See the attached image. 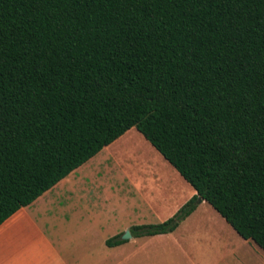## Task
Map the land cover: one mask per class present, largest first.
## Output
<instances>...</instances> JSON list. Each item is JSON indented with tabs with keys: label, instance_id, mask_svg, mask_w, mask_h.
<instances>
[{
	"label": "trees",
	"instance_id": "1",
	"mask_svg": "<svg viewBox=\"0 0 264 264\" xmlns=\"http://www.w3.org/2000/svg\"><path fill=\"white\" fill-rule=\"evenodd\" d=\"M132 128L264 252V0H0V225Z\"/></svg>",
	"mask_w": 264,
	"mask_h": 264
},
{
	"label": "crops",
	"instance_id": "2",
	"mask_svg": "<svg viewBox=\"0 0 264 264\" xmlns=\"http://www.w3.org/2000/svg\"><path fill=\"white\" fill-rule=\"evenodd\" d=\"M101 152L0 225V264H239L247 251L264 264V252L198 198L195 210L173 232L131 237L112 248L105 245L107 239L130 232L133 226L159 224L173 217L194 197L190 188H185L187 194L153 201L147 207L151 212L134 216L121 230L96 242L101 211L97 215L95 210L102 208V183L96 178L110 172L106 165L103 173L97 168L106 158L99 159ZM102 245L110 251H103Z\"/></svg>",
	"mask_w": 264,
	"mask_h": 264
},
{
	"label": "rangeland",
	"instance_id": "3",
	"mask_svg": "<svg viewBox=\"0 0 264 264\" xmlns=\"http://www.w3.org/2000/svg\"><path fill=\"white\" fill-rule=\"evenodd\" d=\"M100 154V160L101 157L106 158L100 161L97 168L103 173V167L106 165L111 173L106 172L102 176L99 172L102 178H96L102 183L99 188L102 208L98 207L95 210L97 215L101 211L100 219H96L101 230L100 233H96V242L99 239L103 240L104 237H110L113 231L121 230L133 221L134 216H140L147 210L151 212L152 209L147 207L153 201L187 194L189 188L193 190L135 128L127 131ZM88 178L92 184L93 177ZM85 181L88 182V179ZM93 188L91 185V189ZM96 193H99V190ZM102 250L110 251L105 245H102ZM228 263L233 264L231 261ZM239 264H258L256 255L249 251L245 252Z\"/></svg>",
	"mask_w": 264,
	"mask_h": 264
},
{
	"label": "water",
	"instance_id": "4",
	"mask_svg": "<svg viewBox=\"0 0 264 264\" xmlns=\"http://www.w3.org/2000/svg\"><path fill=\"white\" fill-rule=\"evenodd\" d=\"M198 201H201V198L198 197ZM132 237L131 233L129 231H125L122 236H121V239L122 240H127V239H130Z\"/></svg>",
	"mask_w": 264,
	"mask_h": 264
}]
</instances>
